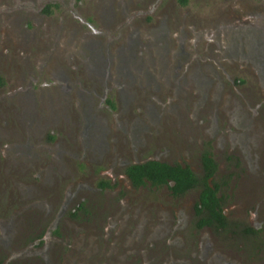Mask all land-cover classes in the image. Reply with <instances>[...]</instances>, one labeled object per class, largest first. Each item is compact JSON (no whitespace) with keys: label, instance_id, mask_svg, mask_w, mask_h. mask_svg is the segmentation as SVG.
<instances>
[{"label":"rangeland","instance_id":"1","mask_svg":"<svg viewBox=\"0 0 264 264\" xmlns=\"http://www.w3.org/2000/svg\"><path fill=\"white\" fill-rule=\"evenodd\" d=\"M155 1L0 0V99L18 106L0 114V129L19 130L0 131V264H264V56L221 28L264 25V0H159L151 10ZM91 41L111 56L99 71L80 49ZM128 47L143 61L137 73V59L125 69L118 61ZM105 125L118 145L130 125L146 128L136 163L179 162L201 176L210 150L232 228L195 229L197 190L176 198L120 185L121 159L85 139ZM101 178L118 186L92 191ZM78 186L92 209L75 218Z\"/></svg>","mask_w":264,"mask_h":264},{"label":"flooded vegetation","instance_id":"2","mask_svg":"<svg viewBox=\"0 0 264 264\" xmlns=\"http://www.w3.org/2000/svg\"><path fill=\"white\" fill-rule=\"evenodd\" d=\"M178 2L181 4L180 0H178ZM189 0H187L186 4L185 5H182L181 6H186L188 4ZM158 3H159V0L155 1L154 4L151 6V10H155L158 6ZM58 6V3H56L55 1H49L46 3L45 5V8L43 10V12H46L47 14H51L52 11L49 10L50 7H53V6ZM231 15L233 14V11L230 13ZM18 23V22H17ZM218 25V24H217ZM241 26V28H237L236 27V23L233 24V25H222V30H226L228 31V36L231 37H236L234 40L236 41L237 39H240V41L242 42V44H246L248 46H250L251 48L253 49H256L257 47V50L259 53H261V55L264 56V25H261L259 27H251L249 25H246V24H239ZM30 27V25H29ZM29 27H24L23 29L25 30H30ZM220 28V29H221ZM214 32V31H213ZM98 46V43L97 42H88L86 44H83V47H80V49H83L89 56V60H85L84 63H92V66H91V69H95V71H99V70H102L104 67H107L111 62V56L110 54L107 52L106 53V56H107V59L108 60H104L103 59V54L101 53H96L99 49H96ZM259 47V48H258ZM230 50V48H229ZM230 52H232L230 50ZM233 52L235 53L234 51V48H233ZM232 52V53H233ZM126 55H119L117 58H118V61L120 63H123L122 65V69H125L127 66H130V63H133V59H137L136 57V54H135V50L132 49L131 47H128L127 48V51H126ZM251 59H256L258 57L257 54H254V57L252 58V55H249ZM260 57V56H259ZM142 59L139 61V59H137V64L136 66L133 68V71L135 73L139 72V70L142 68ZM102 68V69H101ZM106 74L108 73L107 70H105ZM109 74V73H108ZM143 74L144 76L146 75L147 76V73H146V70L143 71ZM124 79H126L128 76H130L129 73H125V74H122ZM117 78L120 77V72L118 71L117 72ZM0 77L2 79L3 76L0 75ZM109 77V76H108ZM198 77V76H196ZM148 78L150 80H153L152 77H149ZM68 83H69V88L70 90H73V89H76V91L78 93H80L83 89H81L80 87H76L75 85L77 83H73V82H70L69 80H66ZM6 86V81L4 79V85H0V88H3ZM80 88V89H79ZM18 97H15V94H11L8 96V98L10 99H16L18 102L20 103H24V106L25 107H28L30 105V99H28L29 97H25L24 98H21L19 97V95H17ZM105 96V95H104ZM23 97V96H22ZM6 98L4 99H0V114H3V113H8L7 112V108H10L14 111H17L18 109V106L17 105H9L6 101H5ZM88 104L91 105L90 102H88ZM100 105H102V103H100ZM111 105V104H110ZM8 106V107H7ZM23 112V110H21ZM23 117H24V113L21 114ZM20 115V116H21ZM21 116V117H22ZM28 117H32V115L28 116ZM23 119V118H22ZM55 120L54 117H44V118H41V121L44 123V124H49L50 121H53ZM20 123H21V120H19ZM7 124V121H5V125ZM132 125V124H131ZM131 125H130V129L129 130H126L127 133H128V136H122L123 138V143L118 145L116 144L117 143V133H114L111 129H109V126L105 125V128L102 129V130H95L94 133H86L88 134L87 137L85 138L86 141L89 143V144H100V143H103L104 146H101V145H96L95 149H94V153H97L98 151L101 152L102 156L104 159L106 158H109L110 156H114V158L116 160L118 159H121V166H120V169H124V177H123V174H122V179L120 182V185H126L128 184V182L130 183L131 187H134L135 189H142L144 187H147V186H151V187H154L155 189H161V188H166L168 190V194H171L173 197H176V198H180V197H183L185 195H187L188 193H191V192H195L196 190L199 192V196H198V200L196 202V204L194 205V216H195V223H194V226H195V229L196 230H200V229H204V228H212L214 229L217 233H224V232H227L229 231L231 228H232V222L230 221L229 217L227 216L226 212H225V202H224V198H223V195H222V186L219 184V193H218V196L219 197H222V200H221V203H222V210H223V213L225 214L226 218H227V221H228V224L224 227H221V228H215V227H212V226H203V227H199L197 225V222L199 220V214H198V211H197V203L200 199V195H201V186H195L193 188H190L189 190H187L186 192H184L183 194H174L173 190H172V185L174 183L172 182H169L168 184H162V185H159V186H153L151 182H147L146 184H142L140 186H135L132 179L130 178V176L128 175V171L129 169L134 166V165H140V164H145L147 162H150V161H159L161 163H167L169 165H172V166H182V167H188L191 169V171L194 172V170L192 169L191 166L187 165V164H184L182 165L181 163L179 162H175V163H170L168 161H162V160H159V159H149V160H146L144 163H136V161H133L132 160H139L137 157L135 158H132V155L136 152V151H139L141 150L142 148V152L140 154L139 157H142L144 151H147V149L149 148V146L147 145V139L145 137V133H146V128H131ZM16 125L15 122H12L11 125H10V129L9 131H5L6 129H0V131L2 132L1 135L2 137H6V138H10L12 136H16L19 138V130L14 128ZM41 127V128H40ZM14 128V129H13ZM45 127L41 126V124H37L34 128V135L36 136H39V137H42L44 131H45ZM118 132V131H116ZM21 135V134H20ZM112 135L113 136V140H114V143L108 139V137ZM90 138V139H89ZM49 140H54V138L52 136H49ZM126 142V143H125ZM130 144V146H129ZM158 144V143H157ZM129 147L130 150H126V148ZM208 151V153H210V156L213 158V160L215 161V163L217 164V171L215 172L214 176L212 178L209 179V182H211V180H215V177L219 171V166H218V163L216 162L212 152L210 150H206ZM205 152V151H204ZM203 152V153H204ZM203 153L200 155V160H201V166H202V174L201 176L197 175L196 172H194L199 178L203 177L205 174V170H204V167H203V162H202V157H203ZM169 155V154H167ZM111 168H115V163L113 162L112 165H111ZM117 182H113L112 181V178L111 179H104V178H101L99 183H98V187L97 189H92V191H99V192H102V191H108V190H111V189H115L117 187ZM78 193V194H77ZM80 186H78V189H77V192L75 193L77 195V198L79 199L78 203L76 204V206L74 207L73 211H72V215L73 217H78V215L76 214V211L78 212H81L86 206H89L91 207L92 209V206L91 205H88V202L91 201L89 195H85V196H80ZM75 195V196H76ZM65 205V204H64ZM63 205V206H64ZM64 208V207H63ZM63 208L61 210V213L63 211ZM93 210L91 212V215L93 216ZM90 216V214H89ZM58 218V215L57 217ZM58 220V219H57ZM55 225V223H54ZM56 227V226H55ZM54 230H56V228H54ZM244 230V231H243ZM242 232H246L247 234H256L257 230L254 229V228H250V227H245L243 229H241ZM55 235L56 236H59V232L56 230L55 231Z\"/></svg>","mask_w":264,"mask_h":264},{"label":"trees","instance_id":"3","mask_svg":"<svg viewBox=\"0 0 264 264\" xmlns=\"http://www.w3.org/2000/svg\"><path fill=\"white\" fill-rule=\"evenodd\" d=\"M180 2L185 5L187 0H180ZM0 85H4V79L1 77ZM202 162L205 170V175L202 178H199L188 167L172 166L159 161L134 165L129 169L128 175L137 187L147 182H151L153 186L172 182L174 183L172 185L174 194H183L190 188L201 186V195L196 206L199 214L197 225L199 227L212 226L219 229L226 226L228 221L222 210V197L218 196L219 184L214 179L209 182V179L217 171V164L208 151L203 153Z\"/></svg>","mask_w":264,"mask_h":264}]
</instances>
